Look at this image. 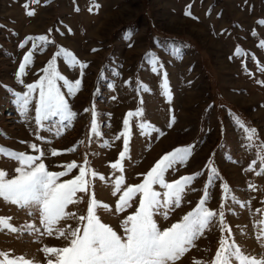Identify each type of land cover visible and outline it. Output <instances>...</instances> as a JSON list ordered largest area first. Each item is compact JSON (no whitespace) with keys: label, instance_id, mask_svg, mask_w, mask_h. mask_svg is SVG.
I'll return each mask as SVG.
<instances>
[{"label":"rangeland","instance_id":"374dc122","mask_svg":"<svg viewBox=\"0 0 264 264\" xmlns=\"http://www.w3.org/2000/svg\"><path fill=\"white\" fill-rule=\"evenodd\" d=\"M25 3L28 9L23 7ZM28 10L35 14L27 15ZM262 21L264 0H38L35 4L0 0V146L38 155L28 147L36 143L44 152L41 159L46 168L53 172L64 171L62 166L73 161L80 165L87 157L91 169L105 177L91 178L96 198L113 209L101 208L97 214L122 234L120 220L135 206L121 213L114 211L118 195H112V182L120 173L110 164L123 149V138L117 140L116 136L124 130L125 115L140 107L143 115L130 118L129 146L122 161L125 184L140 183L143 176L138 174L146 173L177 147H189L190 153L186 161L166 173V180L199 173L186 188L181 206L167 220L154 216L158 226L168 227L179 220L207 194L205 206L224 213L232 239L243 251L264 253L256 239L259 226H253L264 219V211H256L264 210V173L257 175L258 146L264 144ZM40 35H46L48 41L25 39ZM61 48L87 67L70 66L63 56L56 59L57 70L70 82L81 80L74 95L57 81L76 113L70 123H60L58 135L59 118L43 122L41 127L35 124L38 90L32 93L26 114L19 110L16 98L43 75L42 69ZM28 52L32 62L17 77ZM165 78L169 96L163 94ZM237 119L256 130L251 144ZM141 122H145L143 129L138 127ZM38 135L43 139H37ZM68 148L75 150L64 151ZM51 149L60 154L52 156ZM253 160L252 171H245ZM209 162L216 175L206 167ZM17 166V161L0 154V169L8 178L15 175ZM78 172V167L72 169L60 180L71 179ZM221 184L227 187L222 189ZM156 190L163 191L158 186ZM86 208L87 197L69 206L79 214ZM29 211L0 198V216L11 217L17 227L28 222L40 227L38 214L29 215ZM65 223L75 226L74 221H64L61 226ZM221 235L217 220L176 264L209 261ZM65 244L55 235L0 231V251L39 264H46L40 251L44 245Z\"/></svg>","mask_w":264,"mask_h":264},{"label":"snow or ice","instance_id":"6c2138e0","mask_svg":"<svg viewBox=\"0 0 264 264\" xmlns=\"http://www.w3.org/2000/svg\"><path fill=\"white\" fill-rule=\"evenodd\" d=\"M31 3H38V0H31ZM23 7L28 9V3H25ZM76 10L79 11V9ZM89 11H92V8H89ZM26 14L32 16L35 12L28 10ZM185 14L190 13L186 11ZM25 39L48 41L46 35L28 36ZM260 47H264V41L261 42ZM58 56H63L70 66L79 64L81 68L87 67L71 52L63 48L59 49L42 69L43 75L35 82L27 84L25 86L27 91L17 94L16 103L21 113L26 114L32 103V93L38 90V98L35 100V124L41 127L43 122H51L54 118H59L56 125L59 135L60 123L65 121L70 123L76 113L70 109L57 81L63 82L69 95H74L81 85V80L77 78L74 82H70L57 70ZM31 57V52L25 53L19 64L17 77L24 74L26 66L32 62ZM261 70L264 71V69ZM162 87L163 94L169 96L166 78ZM142 115L143 110L140 107L125 115L124 130L116 136L117 140L123 138V149L119 152V158L110 164L112 169L120 173L112 182V195H118L114 211L121 213L135 206L134 211L120 220L122 234H118L110 225L103 223L97 214V210L101 208L105 211L113 209L111 205L96 198L91 178L98 177L99 180H105V177L91 169L87 157L80 165H77L75 161L63 165L64 171H49L41 159L44 152L36 143H31L28 147L38 155L16 152L0 146V154L7 155L18 163L14 169L15 175L11 178H8L5 170L0 169V198L17 207L31 209L29 215L38 214L40 227L34 222L17 227L11 223V217L0 216V231L7 230L12 233L25 231L38 233L40 236L55 235L57 239H64L65 246L44 245L40 249L46 264H176V261L195 246L193 242L218 220L222 235L214 255L209 261L195 260L194 264H264V253L248 254L232 239V229L227 226L222 211L218 212L205 206L207 194L202 195L196 206L179 220L168 227L158 226L154 216L159 214L167 220L169 214L181 206L186 188L199 173L183 175L172 181L166 180V173L174 169L178 163L186 161L190 153L189 147H177L162 155L146 173L138 174L143 176L140 183L125 184L122 161L126 158L129 146L130 118ZM237 123L247 134L246 139L251 144L256 137V130L247 128L239 119ZM138 127L143 129L145 122L139 123ZM92 128L93 130L96 128L94 118ZM37 139H43V137L38 135ZM21 143L26 142L21 141ZM258 147L257 159L260 160V172L257 175L264 173V144ZM74 150L75 148H68L64 151ZM50 153L52 156H57L60 150L51 149ZM255 163L256 160H253L245 171H252ZM77 167L78 174L71 179L60 180ZM206 167L212 175L217 174L211 162ZM156 186L163 191L156 190ZM226 187L221 184L222 189ZM248 187L255 189V185L252 184ZM78 193H83L84 196H79ZM85 197H87V208L84 214L69 210V206L79 204ZM256 211L264 210L256 209ZM64 221H74L75 226L71 223L61 226ZM257 225L259 229L256 239L264 248V219L255 221L253 226ZM225 232L227 235H223ZM0 264H39V262L23 255L15 256L10 252L0 251Z\"/></svg>","mask_w":264,"mask_h":264}]
</instances>
